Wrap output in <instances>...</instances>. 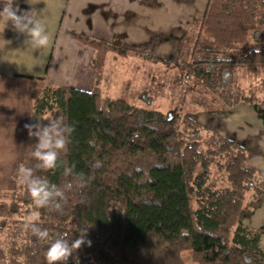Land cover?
<instances>
[{"label": "trees", "instance_id": "trees-1", "mask_svg": "<svg viewBox=\"0 0 264 264\" xmlns=\"http://www.w3.org/2000/svg\"><path fill=\"white\" fill-rule=\"evenodd\" d=\"M74 37L93 50L91 87L31 82L26 124L62 117L74 131L61 160L91 180L68 193L61 210L35 208L17 177L20 164L36 163L31 157L36 141L26 130L23 156L12 173L15 187L0 202V260L46 264L49 242L38 241L25 227L38 212L37 223L52 239L71 241L86 233L92 242L66 264H264L259 230L239 221L242 209L251 210L263 193L246 149L187 113L137 106L103 89L107 53L168 61L124 46L120 34L110 41ZM187 56V75L203 80L222 107L264 103L261 88L249 86L264 77V0H206ZM225 72L231 74L227 81ZM98 160L102 167L94 169ZM212 164L225 173L226 185L206 184ZM34 171L61 188L73 180L59 166ZM4 232L8 239L1 238Z\"/></svg>", "mask_w": 264, "mask_h": 264}, {"label": "crops", "instance_id": "crops-1", "mask_svg": "<svg viewBox=\"0 0 264 264\" xmlns=\"http://www.w3.org/2000/svg\"><path fill=\"white\" fill-rule=\"evenodd\" d=\"M205 3L206 0H14V7L26 5L37 10L47 25L50 42L44 49L26 48L25 37L14 32L11 24L6 26L0 21V140L26 138L31 82L51 86L47 78L54 74L53 84L85 90L91 87L93 50L74 35L110 41L114 34H120L124 46L172 64L180 60V40L199 21ZM65 51H70L72 57L66 65L61 59ZM188 52L186 48L184 54ZM185 63L186 60L183 69ZM67 71L74 75L76 83H69L68 74L63 77ZM57 73L59 77H55ZM195 114L200 124H212L214 132L246 149L247 161L260 174L264 188V103L239 102L215 113L200 110ZM239 221L258 229L261 241L264 239V191L251 210L242 215L240 212ZM0 264L4 262L0 260Z\"/></svg>", "mask_w": 264, "mask_h": 264}, {"label": "rangeland", "instance_id": "rangeland-1", "mask_svg": "<svg viewBox=\"0 0 264 264\" xmlns=\"http://www.w3.org/2000/svg\"><path fill=\"white\" fill-rule=\"evenodd\" d=\"M198 22L197 20L180 40L181 43L178 47L180 52L182 51L181 57L179 61L172 62V64L152 63L148 59L136 58L130 54L107 53L102 81L105 93L112 97H124L137 106L158 109L166 113L177 109L187 113L192 118L200 110L215 113L217 109H221L222 106L219 100H217L214 93L205 87L203 80L187 75V70L183 69L182 66L188 58L184 51L192 45ZM77 53L80 57V52ZM61 59L65 65L68 64V61L72 60L70 51L63 52ZM67 74L69 83H76L75 77L70 71L64 72L62 75L67 77ZM57 76L59 77L60 74L57 73L55 77ZM52 77H54V74L47 78V84L56 86L57 84H53L55 81L51 82ZM243 83L246 85V82ZM249 86L253 88L260 87L264 93V77L252 79ZM245 88H248V85ZM203 123L201 125L213 131L212 124ZM213 128L215 129V127ZM24 140L22 136L18 141L13 142H2L0 140V202L6 200L9 191L15 187L16 182L12 178V173L15 165L22 159ZM210 168L211 173L206 184L212 187L226 185L225 173L218 171L214 164ZM258 175L263 186L261 176L259 173ZM244 211L246 210L242 209L241 215ZM263 226L264 221L261 223V227ZM1 238L8 239L9 233L4 232Z\"/></svg>", "mask_w": 264, "mask_h": 264}, {"label": "clouds", "instance_id": "clouds-1", "mask_svg": "<svg viewBox=\"0 0 264 264\" xmlns=\"http://www.w3.org/2000/svg\"><path fill=\"white\" fill-rule=\"evenodd\" d=\"M0 21L6 26L11 24L12 30L25 37L24 45L31 49L47 48L50 42V35L47 25L38 14L35 8L22 10L18 5L14 7V0H0ZM222 60V57H217ZM230 73L225 72L224 79L230 78ZM29 138L35 139L32 145L31 157L34 159L35 169L43 171L63 167L65 176H72L73 180L68 181L63 188L51 184L47 179L37 176L34 167L20 164L17 168L19 183L24 185L35 208H50L55 211L62 209L67 194L74 190H82L87 187L91 177L84 172H76L74 166H67L66 160H61V154L68 151L71 135L74 128L65 123L62 117L49 118L47 123L25 124ZM92 167H102L101 161H96ZM38 212H33L25 222L38 241H48V247L44 253L46 264H66L74 251H78L91 241L86 240V233L69 241L64 236L52 239L49 231L37 223ZM183 233V230H181ZM264 246V239L261 241Z\"/></svg>", "mask_w": 264, "mask_h": 264}]
</instances>
